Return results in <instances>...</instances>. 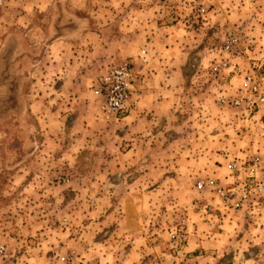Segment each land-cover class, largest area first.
I'll list each match as a JSON object with an SVG mask.
<instances>
[{
  "label": "rangeland",
  "instance_id": "374dc122",
  "mask_svg": "<svg viewBox=\"0 0 264 264\" xmlns=\"http://www.w3.org/2000/svg\"><path fill=\"white\" fill-rule=\"evenodd\" d=\"M0 1V264H66L71 251L79 264H264V208L218 211L195 189L264 159V107L219 102L264 79V0H206L202 17L201 0ZM175 25L187 34L165 42ZM122 63L129 107L105 120L97 82Z\"/></svg>",
  "mask_w": 264,
  "mask_h": 264
},
{
  "label": "built area",
  "instance_id": "2783aa9c",
  "mask_svg": "<svg viewBox=\"0 0 264 264\" xmlns=\"http://www.w3.org/2000/svg\"><path fill=\"white\" fill-rule=\"evenodd\" d=\"M156 1L164 3L167 0ZM206 4V0L199 2L197 12L201 17L205 12ZM238 45L236 37L228 38L220 52L228 54ZM221 61L214 63V69H225ZM133 84L134 77L127 63L120 64L98 80L94 94L99 99V113L105 120L114 119L128 110ZM219 102L235 110L264 107V79L254 74L246 75L238 91L232 96H222ZM225 170L231 177V182L225 187L220 186L216 179L206 178L196 182V191L199 193L207 191L215 197L219 205L218 211L228 210L246 215L250 208H264V159L256 155L243 165L231 161L226 164ZM185 227L186 222L182 221L181 230ZM181 230L171 232L170 240L175 243L184 242L187 229L183 232ZM0 256H7L5 246H0ZM79 262L81 261L77 262L75 253L71 251L66 264H79Z\"/></svg>",
  "mask_w": 264,
  "mask_h": 264
},
{
  "label": "crops",
  "instance_id": "0c3cea01",
  "mask_svg": "<svg viewBox=\"0 0 264 264\" xmlns=\"http://www.w3.org/2000/svg\"><path fill=\"white\" fill-rule=\"evenodd\" d=\"M68 0H63V3H62V5H63V7H65V4H66V2H67ZM70 2H72V3H70ZM69 2V4H67V6L68 5H70V4H72V7H76V5H78L80 2H81V0H71ZM86 21V20H85ZM81 22H84V21H81ZM88 22V25L90 24L89 23V21H87ZM79 22H78V24L77 23H72V24H69V26H70V29H71V31H73L75 28H78V26H79ZM64 25V24H63ZM178 25V24H177ZM177 25H175V26H172V27H166V29L164 30L166 33H164L165 35H163V37H164V41L165 42H172V43H175L177 40L179 41V39H181L182 37H183V35H186L187 33L183 30V35L182 34H180V35H178V33L177 32H175V33H171L172 31H170V30H173V28H175L176 29V26ZM89 30V32L91 31V28L90 29H88ZM182 31V30H181ZM168 32V33H167ZM178 32H179V30H178ZM77 34H79V33H77ZM83 34V33H82ZM161 33H159V35L158 36H161L160 35ZM155 35V34H154ZM167 37V38H166ZM161 38H162V36H161ZM161 38H159L158 39V37L157 36H154L151 40H150V42H146L145 43V45H146V48H142V50L139 52V55L140 56H142V55H144L145 54V52H147V50L148 49H150V50H152V49H154V48H156L157 47V44H158V42H162L163 41V39H161ZM161 39V40H160ZM156 40H158V41H156ZM154 42L156 43L157 42V44L155 45L154 44ZM167 44V43H166ZM164 50L165 51H169V50H166L165 48H164ZM155 51H156V49H155ZM142 67V68H141ZM150 66H148V65H141L140 66V69H141V72H142V74H145V73H149V74H151V72H152V70H154V69H150L149 68ZM156 70V69H155ZM158 70V69H157ZM146 75V74H145ZM152 75V74H151ZM144 82H145V80H143ZM148 93V92H147ZM151 94V93H150ZM149 99V97L145 94V93H143V95H141L140 96V99H139V101L137 102V106H140V107H143V108H145V107H147L148 106V104H146V100H148ZM155 102V101H154ZM156 104H154L153 105V103L151 104V106L150 107H148L149 109H150V111H148V112H151V111H153V110H156L155 109V105H161L163 102H159V103H157V102H155ZM142 112H145V111H142ZM122 115V114H121ZM147 115V114H146ZM146 115H140V112L138 113V117H141L140 119L138 118V120H140V121H144L146 118L144 117V116H146ZM133 118H131V116H126V117H124L121 121L122 122H127L128 120H132ZM140 124V123H139ZM148 126V125H147ZM141 128V126L140 125H136V128H135V130L137 129L138 131H139V129ZM127 153V152H126ZM209 162V161H208ZM209 167H216L215 166V164H213V163H211V162H209ZM129 256H132V253H130V255H128V257ZM105 257H107V255L105 256ZM105 260V262H107L108 261V259L107 258H105L104 259ZM106 264V263H105Z\"/></svg>",
  "mask_w": 264,
  "mask_h": 264
}]
</instances>
